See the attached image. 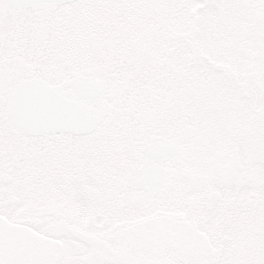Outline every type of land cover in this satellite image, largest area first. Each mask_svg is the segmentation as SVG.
I'll use <instances>...</instances> for the list:
<instances>
[{"label":"snow or ice","instance_id":"1","mask_svg":"<svg viewBox=\"0 0 264 264\" xmlns=\"http://www.w3.org/2000/svg\"><path fill=\"white\" fill-rule=\"evenodd\" d=\"M0 264H264V0H0Z\"/></svg>","mask_w":264,"mask_h":264}]
</instances>
